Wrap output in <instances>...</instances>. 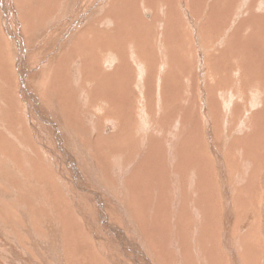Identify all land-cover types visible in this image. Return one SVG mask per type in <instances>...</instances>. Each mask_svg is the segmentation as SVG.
Listing matches in <instances>:
<instances>
[{"label":"bare ground","instance_id":"bare-ground-1","mask_svg":"<svg viewBox=\"0 0 264 264\" xmlns=\"http://www.w3.org/2000/svg\"><path fill=\"white\" fill-rule=\"evenodd\" d=\"M65 1L67 0H47V1L29 0L25 4L21 5L19 9H17L19 11V15L22 16V18L20 19L21 25L23 23H26L27 25L30 24V27L28 29L29 32H31L34 29H37L36 32L31 35L32 36L30 38L31 44L28 46L26 40L22 38V36L19 34L20 32H17V30H14L13 26H11L10 23L11 15L7 16L8 11L6 10L7 9L11 10L12 7L9 5V3L4 2V0H0V9H2L1 12L3 13V17H4V28L7 31L6 34L9 37L7 39L8 42L10 43L12 51H15V55H14L15 60L19 59L18 61H20L23 58H25L26 60L28 59V56H25L24 54V50L27 52H31L30 57L32 58V60L37 58L38 57L37 54L42 48V43L45 41L44 37L46 35H49L50 32L51 33L55 32L54 31L55 29L62 27L63 24L74 15L73 13H75L77 8L80 6L79 3L80 0H77V3L73 4L75 5L73 9L70 8L72 9L70 14L67 13L66 15H63V13H65V7L67 5ZM119 1L120 0H112V4L110 5V8L106 11L107 15L105 17H101L95 22L92 13L88 11H85L83 14L76 17L75 22L80 19V21L85 26L81 22H77V23L74 22L75 24L72 23L74 24V27L73 30L68 35H70L73 31L75 32L72 33V38L70 36L68 37H70L72 40L73 37L78 32L85 29L86 31L83 32L81 38L77 41L80 42L82 46H84L85 44V48L83 49L82 52L79 53V50L77 51L75 48H73L74 41H66L65 43L66 45H70V47L72 46L71 47L72 60L70 61L71 64L69 67L64 68L63 70L60 69L63 62L62 55L64 53L60 56V58L56 61V63L55 61L51 63L50 67L54 69L50 74V78L48 72L45 70L39 71L36 73V75H33L35 74V71L37 69L35 71H31V69L29 68L31 66V62H29L30 64H28V60L22 61L20 64L17 62L16 67L19 68V79L21 82L20 85L21 96L23 97L24 101L26 100L25 109L28 111L27 114L29 115L31 125L34 127L33 129L37 131L36 135L38 141L42 144L44 150L47 153L51 152V154L49 153L47 154V156L48 158H50L51 161H53L52 170L54 171L55 179L54 182L52 183L51 180L48 178H46V181H41L39 180V178L35 177L36 174H33L34 176L32 174H26L25 172H23L24 170L22 171L20 169L21 167L20 164H22L23 160L15 159L13 157L3 156L2 154L6 151H4L0 147V161H2V166L0 165V183H1L0 200L1 199L5 200L8 199V197H10L13 194L15 195L18 194L17 196H19L18 199L20 202L23 203L25 202V204H27L29 208L32 207L33 209H35L34 212H36L39 216L41 214L40 217H42L41 219L43 220V222L44 221L46 222L45 224L47 225L53 224V225L50 226L48 225L47 227L44 226L46 227L45 229L48 230L47 233L46 232L44 233L48 236L47 242H44L47 239H44L46 237L43 234H42V236H44L43 238L42 236H40L43 239V241L39 239H34V232L31 229H29V231H26L27 234L26 237L28 236V239H30V241H25L26 240L24 239L25 237L22 239L18 237L17 239L16 236L22 231L21 229L24 227L22 226L17 227L14 225H9L8 227L0 226V228L4 230L3 232H0V264H57V261L60 259L56 260L55 258L51 257L50 254L48 255V253H46V248H49L50 252H54L55 244L57 248L60 247V244L62 242L60 240L62 237V225L64 224L65 218H67V216H65L67 215V210L75 211L82 217L83 221L86 223L85 226L88 227L89 236L94 239L93 241L89 237L90 240L88 239L83 240V241L91 242L92 245H85L80 241L73 243L72 242L66 243L69 249L71 248V245H73L74 243H78V247L81 249V255L83 256L82 264H93L92 257H100V259H102V262L104 264H194V263L210 264L208 263L210 257H214V259H217L218 262L215 264H226V262L222 263L221 261L223 260L218 258L219 256L217 257V255H215L216 254L215 245L214 244H212L214 246L210 244L208 245L207 242L202 240L201 230L200 229L198 230L199 227L196 230L190 225L191 224L190 222H192L191 219H194L192 218L194 216L197 217L198 222L200 224L199 214L196 215L191 214L189 217H187L186 214L188 208V199L189 202H192L196 197L194 193H191V188L193 185L183 186V181L179 180L180 177L178 175H174L173 173H166V169L163 168V166L170 165L169 170H172V172L175 171L182 178L187 179L189 169L191 167H194V161H191V157H190L191 154L189 150L188 139H185V137L189 135L187 131H177L176 128L179 120L174 121L173 122L174 125L172 126H171L172 123L165 125L163 121H159L158 123L154 122L157 123V125L155 127L149 126L150 131L144 135V131L147 130L146 127V124L148 123L147 121L149 120L150 122H153V120L150 119L151 117L148 118V120H145L146 118L143 119V116L148 117V115H150V112L144 111L143 106L140 108V110L138 109L139 111L143 110L142 118L140 117V112H139V119H140L139 123L141 122L142 124L138 125L139 127L136 129L137 131L134 132L136 133V136L139 135L145 139L150 140L151 144L146 145L145 150L142 152L145 160V163L144 164L142 163L144 167L141 166L140 170H133L136 168L131 167L130 165L129 166L132 169L130 171L131 173L140 174L143 177L139 181V183L146 182L147 183L146 186H137L134 183V180L130 176V174L129 175L127 174V170L129 167L127 168L125 165L124 168H127L126 170L127 175L125 174L126 176L121 179L117 178L118 179L117 181L113 180L112 176H111L112 178L108 176L106 177L105 169H101V170L98 169V166L101 162L98 163L97 158L101 156L102 157L105 156L104 154L105 152L106 153L109 152L110 153L109 158H112L114 156V151H113L114 149L121 148L123 152L124 148L125 149L128 148L129 139L127 132L125 130V120L127 117L126 113L128 112L129 109V101L133 99L134 104H136L137 102L138 103L141 102L140 99L142 98L141 96L142 92H144L146 89L145 87H147L146 82L147 81L151 82L152 80H154V78L151 77L152 76L151 74L145 72V66L146 64H148L149 59H144L143 56H141V50L143 48V44L149 45L152 44L154 41L150 39L144 40L142 36L140 35L137 36V31L133 23L135 14L126 15L127 11H131L130 6L132 1L130 2L126 0V2L128 1L129 3V6L127 5V7H129L130 9L123 8V0L121 2L122 6L119 7L118 6ZM149 1L152 2L158 0H137L135 3L136 5L135 4L133 5L132 2V6H136V9L140 7L141 12L143 13L142 14L143 17L141 16L140 19V30L142 28V30L150 31V33L156 32L157 34L158 33L164 34L165 32H167L166 28H167V24L169 23V19L163 20V18H161V16L162 17L164 16V14H162V8L164 5L170 7V3L168 2L169 0H164L163 4L160 6L159 4H154L155 6L152 5V7L150 6ZM159 1L161 2L163 0H159ZM205 1H210V2L213 1V4H211L208 7L210 9V13L213 14L214 16L221 17L223 16L222 15L223 12L225 13L230 12L231 14L234 11L231 25H229L230 21L224 22L225 25L223 28L225 34L222 35L221 37H213V40L217 43V45L221 44V42L226 40L227 37L228 40L230 39L233 40V38L239 35L240 32V35L242 34L241 37L246 41L245 43L251 44L252 42L253 44V42L255 41L259 44V47H257L258 52H260L261 50L264 51V36L261 35L260 38L261 46H260V40L257 39L255 36L256 32L257 33L259 32L257 36H260L261 33V26L257 22L256 17L264 15L263 0L262 1L205 0ZM177 2L178 4L180 3L181 5L184 4L183 0L182 2L181 0H177ZM187 2L191 4H195L196 2H199V4H201L203 0H189ZM229 2L231 3L230 7H228ZM183 9H184L182 10L183 13L180 12V14L182 15V17L184 15L183 17L184 24H185V20L188 21L185 25L186 28H189L188 34L185 35L194 36L193 41H195L197 44L195 45V47L196 46L201 47L202 42L199 37L198 20H195L194 17L189 19L190 11H188L186 8ZM248 13H251V15L254 16V20L249 19L248 21L243 23V21H245L247 17L243 18L242 15L248 16L249 15ZM238 14H239L238 16L239 19L242 16V21L236 28L238 30H236L234 26L236 24V20H238L236 17ZM157 15H159V17H157ZM170 20L172 21L173 19ZM245 23L250 25V27L252 28L251 31H249L247 26L243 25ZM221 25L223 24L221 23ZM18 26L20 27V22L18 23ZM110 26L114 30V32L115 30H121L120 28L122 27L123 32L121 34L117 33L122 49L110 47V49L105 50V53L103 54L105 55L106 61L104 62L103 61L104 59L102 60L101 57L102 49L104 46L103 47L98 46L99 41H97L96 37H98V35L101 33L107 34L109 33V31L111 32V30H109ZM228 26H232V27L227 29ZM215 28L216 27H214V29H211V31L215 32L214 31ZM191 30H195V31L192 32ZM105 38L110 39L111 38L110 34ZM158 38L159 37H157L156 40H158ZM183 41L186 42V38ZM155 44L157 45V42H155ZM55 46H58V43H55ZM228 46L230 45L228 44ZM229 48H231V46ZM91 50L94 54L89 53ZM223 50L226 51V56L229 60H232L234 58L235 51H232L230 53L228 49H223ZM127 57L130 58L132 57L133 60H131L130 63H128ZM117 59H119L120 62H118ZM199 60L201 64L202 75H198V76H200V78L202 79L201 83L203 84L204 83L203 79L205 78L204 77L205 72L203 71L204 68L202 67V65L204 61L203 59H201V57L199 58ZM162 62L166 64V61H161V63ZM84 63H87L89 65L88 73L90 75L87 74L88 77L87 76L84 78L82 77L81 83L87 84V87L93 86L95 90H98L99 88H103V90L107 91L111 97L117 96L118 99L120 100V104H119V102L114 99L111 102L105 99L106 96L99 95L98 99L101 100V102L99 101L100 102L99 104L95 105V107L93 106L94 109L96 110L98 109L97 112H100L102 108H104L102 107L104 102L108 105H112L116 103L117 107H123L122 106L123 102L126 101L128 105V109L125 108L122 114H118L117 116L110 115L105 121V123H103L105 130L107 129L109 133L105 135V130L103 129L104 143L108 145L106 146L104 145L101 151L96 150L97 144H93V143H97V142H94V139L91 136H88L89 139H87L88 141L86 142L77 137L70 138V133L73 132V131L71 132V130L73 129L77 134V131H79V129L76 128L77 127L80 128V127L75 120H71L69 123L62 119L63 116L64 117L71 116L70 114L73 111H79L78 108L74 107L77 104L78 107L80 105L79 101L76 100L77 97H79L81 101H84V98L89 92L88 88H85L83 91H78V92L72 91L74 89H78L76 82L79 80V79L77 80L78 75L82 73L79 72V70L81 71L82 67L80 68L77 67L80 64L83 66ZM243 63H246L245 65H249L247 59H244ZM243 63L242 61L240 62V68L242 70H243ZM116 65L119 67H117ZM163 67H165V65ZM98 73H100V75L101 74L103 75L98 77ZM145 74L147 75L146 77ZM254 74H255L254 72L249 71V75L245 74L244 77L247 78ZM68 78L71 80L72 84L71 86H68L66 89L63 83L64 80L66 81ZM129 78L131 83L130 84L125 83L127 80H129ZM215 81H216V87L218 89V91H216L215 94H218V97L221 99V101L223 100L224 102H226V107H229L231 103L229 99L231 100L236 95L239 96V94H241L240 96L242 97V94H245L246 92L250 93V97L249 95H245L242 97L243 99L248 97L249 98L247 100H244V105H245L243 107L244 112L241 114V116L246 115L247 117H249V111L247 110V107L252 111V109L259 107L263 101L264 86L250 88L251 83L249 82L247 84L248 89L242 92H238L234 89V87L230 86L231 82L229 83L226 82L224 84H221L220 83L221 81L219 80V78L217 79V77L215 78ZM8 82L0 83V89L2 88L1 91L3 92V95L1 94L2 101L5 106H8L9 111L15 113V108L13 106L14 100L12 99L13 102H9L8 98L6 99V93L8 89L11 87L10 82L9 84ZM134 83H136L137 85H134ZM201 89L204 90V87H201ZM32 91H36L39 94H35ZM67 94L69 95V98H71V100L73 101L69 104L70 108L64 107L65 100H67L66 99ZM40 96H43L46 100L49 98V100L44 103L43 97L40 98ZM229 96H233V97L229 98ZM258 99H260V105ZM90 102H92V100H90ZM61 105H63L62 107L63 110L61 113H59L60 110L59 107ZM110 109L112 110V108ZM203 109L206 110V106H203ZM114 110L117 111V108ZM224 111H225V116H228L230 114L228 112V109L222 108L220 110V116H224ZM88 113H89V117L91 118L89 119L90 121H96V119L98 120L95 112H88ZM85 115L86 113L84 114V116ZM234 116L236 115H233V117ZM241 116L239 117L241 118ZM59 120L63 121V123H60ZM24 122H26V120ZM231 123L233 124L232 118L230 124ZM238 124L239 123H237V125ZM65 125L68 126L65 127ZM12 126H14L12 132L15 140L18 141L19 144L27 145L26 142H24L21 139V134L19 130L20 128L18 127V124L16 125L14 124ZM220 126H224V119L221 121ZM243 126L245 127V125ZM29 127L31 129V126ZM153 131H158L160 133L159 140L154 138V136L152 135ZM235 131L236 130L232 128L230 130L231 132L230 134L231 135L234 134ZM207 135H208L209 143L212 147L217 148L222 146L223 143L221 141L216 142V140L212 138L211 129H208ZM137 138L135 137V141L138 142ZM112 140L114 141L116 140L117 144L113 146L111 144ZM50 143L53 145V147H50ZM55 146L59 149V152H53ZM165 146H167V150L165 149ZM211 146H209V148H211ZM142 147H144V145ZM118 152L119 150H116L115 153ZM120 155L123 156V154ZM121 159L122 157L118 160L123 162V160ZM120 161L118 162L119 164L121 163L120 165L121 167H123L122 162ZM139 161H138V165L140 163ZM115 165L116 163H114V166ZM197 165L199 164L197 163ZM134 166L136 165L134 164ZM111 168L112 166H109V169ZM40 171L41 168L37 166V174ZM116 171L113 170V172ZM124 171L125 170H123L122 174L125 173ZM237 178L239 180H242L241 177H237ZM128 180L133 181L134 185L128 182ZM146 188L149 193V199H151V195L152 198H155L154 200L150 201L152 204H159V202L160 203L170 202L169 208L173 212L171 214V218L173 221L172 224H160L161 222H164L163 209L153 208V211H148V210L146 211V207L149 204V201H146L147 198L145 196ZM164 191H167V193H165ZM60 193L65 196L64 204L73 207L74 209L63 208L58 213L61 204H63L59 199ZM185 194L187 195L189 194V196H186ZM83 195L86 196L85 200L81 199ZM193 195H195L194 198H192ZM201 200L207 203L209 209L211 204L205 198L203 192L201 193ZM23 203L20 205L22 206ZM134 206L138 208L140 207V210L142 209L143 215L145 216L150 215L147 218L151 219L153 222L148 221L150 222L149 231L141 227L143 229L141 231L142 234H140L139 237L133 239L129 236L130 233L132 232L133 228L136 227L137 224H141V220L138 218V216L133 215L134 210L132 209L134 208ZM94 208L96 212L93 211L92 213L91 211L94 210ZM98 208L99 211H97ZM166 211H168V208L167 210H164V212ZM182 215L185 217H182ZM48 216H50L51 218L49 221L47 220ZM165 217H170V215L167 216L165 215ZM194 220H196V218ZM0 224H7V222H5L3 219L0 218ZM145 224H149V223H145ZM63 226L65 227V229L69 230L66 225ZM229 232L230 231L228 230H222V229L220 230L219 234L225 235L226 238L223 241L219 240L217 242L218 244L217 249L220 247L221 250L225 249L226 251L230 252L231 255L229 259V264H240V260H238L239 247H238V243L236 242L237 238L239 240V237L233 234L235 236V239H233L230 236ZM36 233L38 235L40 232L38 233L37 231ZM195 233H197V236L200 237L198 238ZM49 236L51 237V239H49ZM35 237L37 236L35 235ZM127 247L132 250L131 254L125 252V249ZM187 249L192 253L194 252H199V253H197V255H195L194 257L192 256L191 259H187L185 256L186 253L185 250ZM120 250L123 251L120 253ZM206 252H208V254H206ZM133 253H135V255ZM11 257H16L20 259L17 262L13 263Z\"/></svg>","mask_w":264,"mask_h":264},{"label":"rangeland","instance_id":"rangeland-1","mask_svg":"<svg viewBox=\"0 0 264 264\" xmlns=\"http://www.w3.org/2000/svg\"><path fill=\"white\" fill-rule=\"evenodd\" d=\"M27 1L29 0H4V2L9 3V5L12 7L11 10L8 9L6 10L8 11L7 16L11 15L10 16L11 26H13L14 30L20 32L19 34L22 36V38L26 40L29 46L31 44L30 43L31 41L30 38L32 37L31 35L35 33L37 29H34L31 32H29L28 29L30 27V24L27 25L26 23H23L21 25L20 19L22 18V16L19 15V11L17 10L21 5L25 4ZM128 1L130 2L132 1L134 5L137 0H128ZM128 1L126 2V0H123L124 9L129 8L127 7V5L129 6ZM187 1L189 0H183L184 4L181 5L180 3L178 4L177 0H169L168 2L170 3V7L167 5L163 6L162 14H164V16L163 17L161 16V18H163V20L169 19V23L167 24V28H166L167 32H165L166 35L165 33L164 34L161 33L157 34L156 32L150 33V31L142 30V28L140 30V19L143 13L141 12L140 7L136 9V6H132V2L130 6L131 9L129 8L131 11L126 12V15L135 14L133 23L137 31V36L139 35L142 36L144 40L150 39L154 41L152 44L149 45L143 44V48L141 50V56H143L144 59H149L148 64H146L145 66V72H148L149 74L152 75L151 77L154 78V80H152L151 82L149 81L146 82L147 87H145L146 88L145 91L142 92L141 95L142 98L140 99V101L144 102L145 104L141 102L139 103L137 102L136 104H134V100L131 99V101H129V109H128V105L126 101L123 102L122 105L123 107H117L116 103L112 105H108L104 102L102 106L104 108H102L100 112H97L98 109L96 110L94 109V107L95 105L101 102V100L98 99L99 95L106 96L105 99L111 102L114 99L118 101L119 104H120V100L118 99L117 96L111 97L107 91L103 90V88H99L98 90H95L93 86L87 87V84L81 83L82 77L84 78L90 75L88 73L89 65L87 64L88 63L87 62L84 63L83 66L80 64L77 67V68L82 67L81 71L79 70V72L80 73L82 72L84 75L82 73L81 74L79 73L80 75H78L77 78V80L78 79L79 80L76 82L78 89H74L72 91L78 92V91H83L85 88H88L89 92L84 98V101H81L80 98L77 97L76 100L79 101L80 105L78 107L77 104L74 107L78 108L79 111H73L70 114L71 116H65V117L63 116L62 119L69 123L71 120H75L80 127V128L78 127L76 128L79 129V131H77V134L73 129L71 130V132L73 131L72 132L73 134L70 133V138L77 137L86 142L88 141L87 139H89L88 136H91L93 137L94 142H97V143H93V144H97L96 150L101 151L104 145L105 146L108 145L104 143V139H103V131L105 130L103 123H105V121L110 115L117 116L118 114H122L124 109L127 108L128 112L126 113L127 117L125 120V130L127 132L129 139L128 148L126 149L124 148L123 152L121 148L114 149L113 150L114 156L112 158H109L110 156L109 152L107 153L105 152L104 153L105 156L103 157L101 156L97 158L98 163L101 162L98 166V169L99 170L105 169L106 172L105 176L106 177L112 176L113 178L112 177L111 178L116 181L118 179L125 177L127 174L128 175L130 174V176L134 180V183L137 186H146L147 183L146 182L139 183V181L143 177L140 174L131 173L130 171L132 169L130 168V166L136 168L133 170H140L141 166L144 167L143 164L145 163V160L142 152L145 150L146 145L151 144L150 140L145 139L139 135L136 136L135 133L137 131L136 129L139 127L138 125L142 124L141 122L139 123L140 121L139 112H140V117L142 118L143 116L142 115L143 110L139 111L140 108L143 106L145 112H150V115H148V117L143 116V119L146 118L145 120H148V118L151 117L150 119L153 120V122H150L149 120L147 121L148 122L146 124L147 130L144 131V135L150 131L149 126L155 127L159 121H163L165 125L172 123L171 124L172 126L174 125L173 123L174 121L179 120L176 128L177 131H187L189 135L186 136L185 139H188L189 150H190V154L192 155V156L190 155V157H191V161H194V167H191L189 169L187 179L182 178L175 171L172 172V170H169L170 165L163 166V168L166 169V173H173L174 175H178L180 177L179 180L183 181V186L193 185L191 188V193H194L196 197L195 195H193L192 198L195 197V199L192 202H189L188 199V208L186 214L187 217H189L191 214H195V215L199 214L200 224L198 222L197 217L193 215L194 217L192 218L194 219L196 218V220L191 219L192 222H190L191 223L190 225L196 230L199 227L198 230L199 229L201 230L203 241L207 242L208 245L209 244L215 245L216 247L215 255H217V257L219 256L218 258L223 260L221 261L219 259L222 263L226 262V264H229V259L231 254L229 251H226L225 249L221 250L220 247L217 249L218 247L217 242L219 240L223 241L226 238L225 235L219 234L221 229L230 231L229 234L233 239H235L234 235L239 237V240L237 238L236 242L238 243V247H239L238 260H240V264H264V97L261 105H260V99H258L260 105L259 107L252 109V111L247 107V110L249 111V117H247L246 115L241 116V114L244 112L243 110V107L245 106L244 100H247L250 97V93L246 92L245 94H242V97L245 95H249V97L245 99H243L240 96L241 94H239V96L236 95L235 97L229 96V98L233 97L231 100L229 99V101L231 102L229 107H226V102H224L223 100L221 101V99L218 97V94H215V92L218 91L215 81L216 77L217 79L219 78L221 84H224L226 82L228 83L231 82L230 86L234 87V89L238 92H242L248 89L247 84L249 82L251 83L250 88L264 86V51L261 50L260 52H258L257 47H259V44L255 41L253 42V44L252 42L251 44L245 43L246 41L241 37L242 34L240 35V32L239 35L233 38V40L232 39L228 40L227 37L226 40L222 41L221 44L217 45V43L213 40V37H221L222 35L225 34L223 28L225 25L224 22L230 21L229 25H231L234 11L231 14L230 12H226V13L223 12L222 14L223 16L221 17L214 16L213 14L210 13V9L208 7L211 4H213V1L210 2L203 0L201 4H199V2H196L195 4H191ZM65 2L67 5L65 7V13H63V15H66L67 13L70 14L71 10L75 6L73 4H76L77 0H67ZM121 2L122 0L118 2L119 7L122 6ZM161 2L158 0V1H152L149 4L151 7L154 4H159L160 6L163 4L164 0ZM79 3L80 6L77 8L75 13L72 12L74 15L72 14L73 16L69 18V20L66 21L62 27L55 29L54 30L55 32L52 33L50 32L49 35H46L44 37L45 41L42 43V48L37 54L38 55L37 58L32 60V58L30 57L31 52H27L24 50L25 56H28L27 59L28 64H30L29 62H31V66L29 67L31 71H35L37 69L35 71V74L33 75H36V73L39 71L45 70L48 72L50 78V74L54 69L50 67L51 63L54 61L56 63V61L60 58V56L63 53H64L62 55L63 62L60 69L63 70L64 68L69 67L71 64L70 61L72 60V56H71L72 46L70 47V45H66L65 44L66 41H74L73 48H75L77 51L79 50V53L82 52L83 49L85 48V44L84 46H82L80 42H77L81 38L83 32L86 31L85 29L78 32L73 37L72 40H71L72 33H74L75 31H73L70 35H68L73 30L74 24L77 22H81L80 19L75 22L76 17L83 14L85 11H88L92 13L95 22L101 17H105L107 15L106 11L110 8V5L112 4V0H80ZM263 4H264V0H263ZM230 6L231 3L229 2L228 7ZM182 7L190 11L189 19L194 17L195 20H198L199 37L202 42L201 47L198 46L195 47V45L197 44L195 41H193L194 36L185 35L188 34L189 28H186L185 25L188 21L185 20V24H184V18H183L184 15L182 17V15L180 14V12L183 13L182 10H184ZM1 11L2 9H0V61H1L0 83L8 82V81L10 82L11 87L8 89L6 93V99L8 98L9 102H13L14 100L13 106L15 108V113H16L15 114L9 111L8 106H5L3 104L2 101L3 92L1 91L2 89L1 88L0 89V147L4 151H6L2 155L23 160L22 164H20V166L22 167V168L20 167V169L22 171L24 170L23 172L32 175L36 174L35 177L39 178V180L41 181H46V178H48L53 183L55 179L54 171L52 170L53 161H51L50 158H48L47 156V154L49 153L51 154V152L47 153L44 150L42 144L38 141L36 135L37 131L33 129L34 127L31 125L29 115L27 114L28 111L25 109L26 100L24 101L23 97L21 96V88H20L21 82L19 79V68L16 67V65L17 62L20 64L22 61H27V60L25 58L21 59L20 61H18L19 59L15 60L14 58L15 51H12L10 43L8 42L7 38L9 37L7 36L6 34L7 31L4 28V17ZM248 14H249L248 16L242 15L243 18L247 17V19L243 21V23L248 21L249 19L254 20V16L251 15V13ZM238 16L239 14L236 16L238 20H236L235 18L236 20L235 26L233 25L235 29L242 21V16L240 17V19ZM157 17H159V15H157ZM256 18H257V22L261 26V33L260 36H257L259 32L258 33L256 32L255 36L257 39L260 40L261 35L264 36V15L257 16ZM170 19L173 20L171 21ZM19 22H20V27L18 26ZM221 23L223 25H221ZM243 25L247 26L249 31L252 30L249 24L245 23ZM214 27H216L214 30L215 32H212L211 29H214ZM230 27L232 26H228L227 29H229ZM120 29L121 30H115L114 32V30L110 26L109 30H111V32L109 31V33L107 34L101 33L98 35V37H96L97 41H99L98 46L99 47L104 46L101 53L102 55L101 57L102 60L104 59L103 60L104 62L106 61L105 55L103 54L105 53V50L110 49V47L122 49L117 34V33L121 34L123 32L122 27ZM191 31L194 32L195 30H191ZM109 34L111 38L110 39L105 38ZM68 36H70L71 38ZM157 37H159L158 40H156ZM185 38H186V42L183 41ZM227 40L230 42H228ZM155 42H157V45L155 44ZM55 43H58V46H55ZM228 44L231 46V48H229L230 46H228ZM68 46L70 49L68 48ZM260 46H261V40H260ZM222 48L228 49L230 53L232 51H235L234 58L232 60H229L226 56V51H224ZM89 53H93L92 50ZM200 57L204 61L202 65V67L204 68L203 71L205 72L204 75L205 78L203 79L204 81L203 84L201 83L202 79L200 78V76H198V75H202L201 64L199 60ZM127 59H128V63H130V61L133 60L132 57L131 58L127 57ZM244 59H247L249 65H245L246 63H243ZM117 61L120 62L119 59H117ZM161 61H166V64L163 62L161 63ZM241 61L243 63V70L240 68ZM164 65L165 67H163ZM160 71L163 72L161 73ZM249 71H252L255 74L247 78L244 77L245 74L249 75ZM101 75L100 73H98V77ZM146 76L147 75L145 74V77ZM125 83L130 84L131 83L130 78ZM71 84L72 83L69 78L66 81L64 80L63 85L66 89L68 86H71ZM134 85L137 84L134 83ZM201 87H204V90L201 89ZM32 92H34L35 94H39L36 91H32ZM42 97L43 96H40V98ZM43 99H44V103L49 100V98L46 100L44 97ZM66 99L67 100H65L64 107L70 108L69 104L73 101L71 100V98H69L68 94L66 95ZM90 100H92V102H90ZM203 106H206V110L203 109ZM62 107L63 105L59 107V109L61 110V111L59 110V113L62 112L63 110ZM110 108H112V110ZM116 108L117 111L114 110ZM222 108L228 109V112L230 114L228 116H225V111H224V116H220V110ZM87 111L95 112L96 117L98 118L99 121L97 119L96 121H90L89 119L91 118L89 117V113ZM157 112L160 114H158ZM85 113L86 115L84 116ZM233 115H236L237 117L236 116L233 117ZM239 116H241L242 119ZM231 118L233 124L232 123L230 124ZM239 118L241 121L239 120ZM223 119H224V126H220V123ZM25 120L26 122H24ZM59 122L63 123V121L61 120H59ZM236 122L239 123L240 125L239 124L237 125ZM248 122L251 124H249ZM14 124L15 125L18 124V127L20 128L19 130L21 134V139L24 142H26L27 145L19 144L18 141L15 140L12 132L14 128V126L12 125ZM243 125H245V127ZM29 126H31V129ZM67 126L68 125H65V127ZM232 128H234L236 131L234 134L231 135L230 130ZM208 129H211L212 138L215 139L216 142L221 141L223 143L221 147L214 148L210 145L207 135ZM108 133L109 131H107L106 129L105 135ZM152 135L154 136L155 139L158 140L160 139V133L158 131H153ZM135 137L136 138L138 137L137 138L138 142L135 141ZM111 144L114 146L117 144V141L112 140ZM141 145L142 146L144 145V147H142ZM209 146H211V148H209ZM50 147H53L51 143H50ZM165 149L167 150V146H165ZM116 150H119V152L115 153ZM53 152H59V149L55 146ZM119 153L123 154V156H121ZM121 157H122L121 160H123L124 163L118 160ZM118 161L122 162L123 167H121L120 165L121 163L119 164ZM138 161L140 162L139 165H138ZM114 163H116L117 166L116 165L114 166ZM130 163L131 164L134 163L136 166H134V164L131 165ZM197 163L199 165H197ZM0 165L2 166V161H0ZM124 165L127 168L129 167L128 168L129 171L127 170V168H124ZM37 166L41 168V171L38 174H37ZM109 166H112L111 168L112 170L109 169ZM113 167L114 168L117 167L118 169L117 168L116 169L119 173ZM113 170H115L116 172H113ZM123 170H125L124 174H122ZM126 170H127V174H126ZM109 171L112 174L113 173L115 174L112 175ZM237 177H241L242 180H239ZM128 182L134 185L133 181L128 180ZM201 191L204 193L205 198L211 204L209 209L207 203L201 200V193H202ZM164 192L167 193V191ZM17 195L18 194L16 195L13 194L10 197H8V199L0 200V205H1L0 218L3 219L5 222H7V224H0V226L8 227L9 225H14L17 227L18 226L24 227L21 229L22 231L16 236L17 239L18 237L20 239L25 237L24 238L26 239L25 241H30V239H28V236L26 237L27 235L26 231H29V229H31L34 232V239H39L43 241L42 238L45 236L46 238L44 239L47 240L44 242H47L48 236L44 233L45 232L47 233L48 230L45 228L48 225L50 226L53 224H48V225L45 224L46 222L45 221L43 222V220L41 219L42 217H40L41 214L39 216L36 212H34L35 209H33L32 207L29 208V206L25 204V202L24 203L20 202L18 199L19 196ZM185 195L189 196V194L188 195L185 194ZM145 196L147 198L146 201H149V204L146 207V211L147 210L153 211V208L155 209L161 208L163 209L164 222H161L160 224H172L173 221L171 218V214L173 212L169 208L170 202H164V203L159 202V204H152L150 201L154 200L155 198H152L151 195V199H149V193L147 188L145 191ZM59 199L63 204H61L58 213L63 208L74 209L73 207L64 204L65 196L63 194L60 193ZM81 199L85 200L86 196L83 195ZM22 203H23L22 205L23 207L20 205ZM167 208L168 211L164 212V210H167ZM132 210H134L133 212L134 214L133 213L132 214L137 215L138 218L141 220V224H137L129 235L131 238L134 239L136 237H139L140 234H142L141 231L143 229H146L148 231L150 230L149 228L150 222L148 221H152V220L147 218L150 215H146V216L143 215L142 209L140 210V207L138 208L134 206ZM93 211H95V208L91 212L93 213ZM97 211H99V208ZM74 212L75 211L67 210V215H65L67 216V218H65L63 225H66L69 230L65 229V227L62 224H60L62 225V237L60 239L62 242L60 244V247L57 248L55 244L54 252H50V249L46 248V253H48V255L50 254V256L55 258L56 260L60 259L57 261V264H82L83 262V256L81 255V249L78 247V243H74L73 245H71V248L69 249L68 246L66 245L67 242L73 243L80 241L85 245H92L91 242L89 241H83L87 239L90 240L89 239L90 236L88 234L89 233L88 227L85 226L86 223L83 221L82 217L78 213L75 212L76 213L75 214ZM165 215L166 216L170 215V217H165ZM182 217L185 216L182 215ZM50 219H51L50 216H48L47 220L49 221ZM145 223H149V224H145ZM3 231L4 230L0 228V232ZM37 231L38 233L40 232L38 234L39 236L36 233ZM42 234L44 236H42ZM195 234L197 236V233ZM35 235L37 237H35ZM40 236H42V238ZM197 237L199 238L200 236ZM49 239H51L50 236ZM91 240L94 241L93 238H91ZM122 251L123 250H120V253ZM125 252L131 254L132 250L127 247L125 249ZM185 252H186L185 256L187 259H191L192 256L194 257L195 255H197V253H199V252H194L196 253L194 254L188 249L185 250ZM133 254L135 255V253ZM206 254H208V252H206ZM19 259L20 258L11 257L13 263L17 262ZM217 262H218L217 259H214V257H210L208 263L215 264ZM92 263L104 264L102 262V259H100V257H92Z\"/></svg>","mask_w":264,"mask_h":264}]
</instances>
